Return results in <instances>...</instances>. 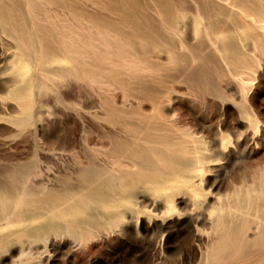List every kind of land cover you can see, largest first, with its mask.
Returning a JSON list of instances; mask_svg holds the SVG:
<instances>
[{"label":"rangeland","instance_id":"rangeland-1","mask_svg":"<svg viewBox=\"0 0 264 264\" xmlns=\"http://www.w3.org/2000/svg\"><path fill=\"white\" fill-rule=\"evenodd\" d=\"M261 16L0 0V264H264Z\"/></svg>","mask_w":264,"mask_h":264},{"label":"bare ground","instance_id":"bare-ground-1","mask_svg":"<svg viewBox=\"0 0 264 264\" xmlns=\"http://www.w3.org/2000/svg\"><path fill=\"white\" fill-rule=\"evenodd\" d=\"M254 1H255V0H254ZM229 3H230V2H229ZM233 4H234V3H233ZM257 4H258V3H257ZM224 5H225V4H224ZM226 5H227V4H226ZM226 5H225V6H226ZM228 5H229V4H228ZM234 5H235V4H234ZM234 5H233V6H234ZM230 6H231V4H230ZM230 6H229V7H230ZM233 6H231V7H233ZM261 6H262V5H261ZM229 7H227V8H229ZM236 7H237V6H236ZM241 7H242V6H241ZM237 9H239V8H237ZM231 10H232V9H231ZM239 11H240V10H239ZM239 11H238V12H239ZM259 16H260V15H259ZM244 17H245V16H244ZM261 17H263V16H261ZM249 18H250V17H249ZM247 19H248V18H247ZM259 19H260V18H259ZM263 19H264V17H263ZM252 20H253V18H252ZM251 22H252V21H251ZM252 23L255 24L254 21H253ZM177 139H178V137H177ZM181 139H182V137H181ZM193 140H194V139H193ZM197 142H198V141H197ZM192 146H193V145H192ZM192 146H191V147H192ZM193 147H194V146H193ZM189 150H190V149H189ZM193 151H194V149H193ZM195 152H196V151H195ZM176 165H177V164H176ZM201 165H202V164H200V166H201ZM192 167H193V165H192ZM195 167H197V166H195ZM180 174H181V173H180ZM176 175H179V174H176ZM176 175H175V176H176ZM188 175L190 176V174H188ZM197 176H198V175H197ZM197 176H196V177H197ZM183 180H184V179H183ZM185 181H186V180H185ZM193 181H194V180H193ZM192 185H193V184H192ZM196 187H197V186H196ZM198 188H200V186H198ZM189 189H190V188H189ZM198 190H199V189H198ZM197 192H198V191H197ZM200 192H201V189H200ZM200 192H199V193H200ZM192 199H193V198H192ZM194 200H195V199H194ZM201 200H202V199H201ZM193 203H194V202H193ZM193 203H192V205H193ZM195 203H197V202H195ZM239 203H240V202H239ZM118 204H119V202H118ZM123 204H124V203H123ZM125 205H126V204H125ZM127 205H128V204H127ZM120 206H121V204H120ZM120 206H119V208H120ZM129 206H130V205H129ZM126 207H127V208H125V207H123V208H125V209H129V208H130V207L128 208V206H126ZM130 209H131V208H130ZM220 212H221V210H220ZM212 213H213V212H212ZM201 216H202V215H201ZM202 218H203V217H202ZM8 224H9V223H8ZM22 224H23V223H22ZM5 226H7V225H5ZM10 233H11V232H10ZM18 240H19V239H18ZM5 241H6V240H5ZM5 243H7V242H5Z\"/></svg>","mask_w":264,"mask_h":264}]
</instances>
